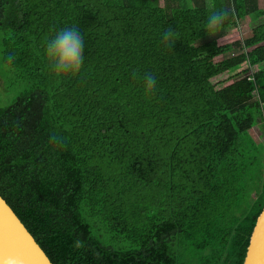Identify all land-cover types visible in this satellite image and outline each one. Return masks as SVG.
Here are the masks:
<instances>
[{"label":"trees","instance_id":"trees-1","mask_svg":"<svg viewBox=\"0 0 264 264\" xmlns=\"http://www.w3.org/2000/svg\"><path fill=\"white\" fill-rule=\"evenodd\" d=\"M189 2L0 0L2 61L28 86L0 107V195L53 264H243L264 205L246 135L264 121V9ZM68 27L85 39L75 76L45 56Z\"/></svg>","mask_w":264,"mask_h":264},{"label":"water","instance_id":"water-1","mask_svg":"<svg viewBox=\"0 0 264 264\" xmlns=\"http://www.w3.org/2000/svg\"><path fill=\"white\" fill-rule=\"evenodd\" d=\"M0 264H53L1 195ZM243 264H264V205L249 237Z\"/></svg>","mask_w":264,"mask_h":264},{"label":"clouds","instance_id":"clouds-1","mask_svg":"<svg viewBox=\"0 0 264 264\" xmlns=\"http://www.w3.org/2000/svg\"><path fill=\"white\" fill-rule=\"evenodd\" d=\"M209 8H215L214 0H207ZM230 9L212 12L205 26L208 36H215L223 28L224 22L228 19ZM176 40L174 30L168 29L162 36V43L166 47H172ZM85 39L78 27H68L60 29L56 35L49 39L45 47V56L51 68L57 75H77L84 62ZM14 56L4 57L5 63L11 65ZM156 78L152 74L144 77V90L146 94H151L156 89Z\"/></svg>","mask_w":264,"mask_h":264},{"label":"rangeland","instance_id":"rangeland-1","mask_svg":"<svg viewBox=\"0 0 264 264\" xmlns=\"http://www.w3.org/2000/svg\"><path fill=\"white\" fill-rule=\"evenodd\" d=\"M159 4H163V0H159ZM188 5H191V2L188 0ZM259 7L264 9V3H258ZM252 27V22L248 19L239 21L237 25V34L238 38L241 40L242 37L246 34L248 30ZM2 30L0 29V107L7 106L12 103L16 96L21 94L24 90L27 89V84L25 81L17 79L15 73L7 67L2 61L1 53V41H2ZM222 58V55L215 57V60ZM254 69L256 67H253ZM264 121L261 117H256V124L248 130L246 135L251 138V140L257 145L258 149L261 151V154L264 158Z\"/></svg>","mask_w":264,"mask_h":264},{"label":"built area","instance_id":"built-area-1","mask_svg":"<svg viewBox=\"0 0 264 264\" xmlns=\"http://www.w3.org/2000/svg\"><path fill=\"white\" fill-rule=\"evenodd\" d=\"M247 79H248V80H253L252 71L248 73V75H247Z\"/></svg>","mask_w":264,"mask_h":264},{"label":"crops","instance_id":"crops-1","mask_svg":"<svg viewBox=\"0 0 264 264\" xmlns=\"http://www.w3.org/2000/svg\"><path fill=\"white\" fill-rule=\"evenodd\" d=\"M261 2L264 3V0H258V3H259V4H260Z\"/></svg>","mask_w":264,"mask_h":264}]
</instances>
